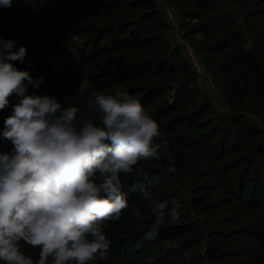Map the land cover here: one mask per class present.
<instances>
[{
	"label": "trees",
	"instance_id": "trees-1",
	"mask_svg": "<svg viewBox=\"0 0 264 264\" xmlns=\"http://www.w3.org/2000/svg\"><path fill=\"white\" fill-rule=\"evenodd\" d=\"M234 1L240 7L237 15L232 8L212 13L220 0H191L188 4L197 9L182 11L191 18L203 17L192 32L202 31L205 40L224 33L206 46L201 39L206 57L215 63L214 70L208 64L211 72L218 75L227 103L235 110L218 139L214 126L206 128L213 121L206 115L208 104H189L190 79L185 74L177 77L172 48L164 41L167 25L151 21L158 14L155 0H13L11 7L0 6V38L15 40L13 50L20 44L27 48L24 63L14 65L33 78L44 77L40 87L29 86L27 94L55 95L63 107H78V118L99 123V116L88 108L91 93L126 91L158 123L160 136L153 142L166 134L167 151L177 169L205 178L192 190L197 218L174 224L164 217L158 235L149 240L145 234L156 220L151 201H168L171 207L173 198L183 200L177 190L164 187L163 158L141 160L132 173H121L127 207L118 221L102 222L110 246L103 258L97 254L89 264H264V136L245 116V109L255 106L264 119V0ZM248 34L257 40L249 49ZM176 83L181 86L175 90ZM17 102L13 94L9 107L0 111V132ZM11 149L0 137V153ZM137 206L143 208L142 219L135 215ZM242 213L257 215L245 224ZM215 217L223 225L208 229L204 253H190L192 246H201L206 225ZM178 235L185 240L173 241ZM231 237L240 239L246 245L244 254L252 256L232 260L235 254L224 248ZM151 249L157 254L145 259L141 253ZM20 250L37 264L39 248L20 241Z\"/></svg>",
	"mask_w": 264,
	"mask_h": 264
},
{
	"label": "clouds",
	"instance_id": "clouds-1",
	"mask_svg": "<svg viewBox=\"0 0 264 264\" xmlns=\"http://www.w3.org/2000/svg\"><path fill=\"white\" fill-rule=\"evenodd\" d=\"M12 3L0 0L3 7ZM16 43L0 38V111L9 107L10 96L18 98L0 132L12 145L0 153V261L33 264L20 250L23 241L40 249L37 264L49 257L51 264H89L110 246L102 222L118 221L127 207L120 174L161 155V145L153 143L159 125L138 99L119 89L91 93L88 108L99 123L78 118L79 108L63 107L55 95L27 94L44 77L14 65L27 54L24 44L13 50ZM171 205L151 201L156 220L145 239L158 235L166 209L172 221L180 219L175 198Z\"/></svg>",
	"mask_w": 264,
	"mask_h": 264
},
{
	"label": "rangeland",
	"instance_id": "rangeland-1",
	"mask_svg": "<svg viewBox=\"0 0 264 264\" xmlns=\"http://www.w3.org/2000/svg\"><path fill=\"white\" fill-rule=\"evenodd\" d=\"M167 1L176 13L177 22L181 26L183 36L186 39H188L189 41H191L197 50L201 51L204 54L206 61H209L208 64L213 69V67L215 66V63H214V61H212L213 62L212 63L210 61V59L206 57V55L202 49V46H201V39L204 42V46H206L207 44H210V43L216 41L217 38L223 37L224 36L223 31L213 33L214 34L213 37L206 38V40H205V37H204V34L202 31L198 30L196 32H192V28L195 27L196 25H198V22H200L201 18H203V17H199L198 19L191 18L190 16H187V15L185 16V14L182 12V11H184L186 13H189V12L197 9V7H194V5L188 4L191 0H167ZM218 4H219V6L215 9H213L211 11L212 13L215 14V13H218L220 10L230 9V8H232V11H234V14H236V15L240 12L239 4L234 0H220V2ZM155 6H156V10L158 11V14L156 16H154L151 21H154L155 24L164 23L165 25H167V27L165 28V32H164V41H166L172 48V51H170L173 54L171 59L180 71V73H177V77L181 79V78H183L181 75L185 74V76L187 75L190 79V81L188 82V85H189L190 91L193 94H191V96L189 98V100H190L189 104H194V102L196 104H200L202 102L208 104V105H206L207 106L206 115L207 116L212 115V117L210 119H213V121L206 128L210 129L211 126H214V128H216V130L218 132L217 135L215 136L216 139L221 138L222 137L221 131L223 129L222 125H223V123H226V119H229L233 116L232 114L235 112V110H233L232 106L229 103H227L228 101H227V98H226L224 91L221 88L218 75H216L215 72L212 73L213 78H214V87L210 86V84L207 83L203 78L195 75V73L192 71V69L190 68V66L188 64V59L186 58V55L183 53V51L181 50L179 45H177V43L175 41L170 39L171 38V23L167 19L166 15L164 14L161 7L158 5L157 1L155 3ZM248 27H249V24L245 23V21H244V28L248 29ZM245 39H246L245 42L247 41L246 47L248 49L251 48L253 45H255V43L257 41L256 39L253 38L252 35H249V34L245 37ZM167 40H171L172 43L170 44ZM242 41H243V39H242ZM212 69H211V71L213 72L214 69L213 70ZM185 81L186 80H184V82ZM177 83H176V86L173 88L175 90L181 86V84H177ZM173 89H172L171 93H173ZM192 101H194V102H192ZM227 105H229L231 107V109H227V107H228ZM254 107L248 106L247 109H245L246 119L252 124V126L254 125L255 127H258L259 129L263 130V136H264V119L260 115L258 110ZM253 115H256L257 118H254ZM169 135L172 136V133H169L168 136ZM166 138L167 137L165 134L160 141L153 142V143H158L161 145V148H160L161 155L159 156V158L165 159V165L166 166L164 169V178H166L167 185L165 183L164 187L166 189L169 188L170 190L171 189L177 190L183 201H179V202L177 201L180 205V208H179L180 219L178 221H172L168 215H166L164 217L166 218L167 223H174V224L181 223V222L185 223V220L192 221L195 218H197L196 214L193 210V206H192V200H191L192 199V190L195 187V184H198L199 182L202 183L203 181H205V178H203V177L199 178L198 176H193L192 173H190V172H185V171L181 172L177 169L176 165H174L172 155L167 151V148L166 149L164 148V141ZM232 139L233 138L231 137V140ZM261 140H262V144L264 145V137H262ZM230 157H234V156H230ZM230 157L224 158L223 161L229 159ZM210 164H212V163H210ZM216 164H219V163H216ZM205 166H207V165H205ZM173 173H174V175H173ZM172 180H178L177 182H180V183L177 185H175V184L169 185V183H171L170 181H172ZM162 182H164V179L162 180ZM171 207H169V208H171ZM142 210H143L142 207H138V209L136 210V213L143 214ZM167 211H168V209L165 210V213H167ZM185 213H187L188 215H186ZM256 215L257 214L242 213L241 214V216H242L241 222H243L245 224L252 223V221L256 218L255 217ZM184 216H186V217H184ZM220 224H221V222H220L219 217L218 218L215 217L211 222H209L206 225L207 231L204 234L205 237H203V241H202L201 246H199V247L192 246L189 249V252L193 253V252L198 251L200 253H204L203 252L204 251V245L207 244L206 243L207 242L206 237L208 236L207 235L208 229L209 228H219ZM186 235L189 236L190 234L187 233ZM185 238L186 237L183 238V237H180L178 235L175 237V239H173V241H176V243H177V242H181L182 240H185ZM226 241L227 242H226L224 248L228 252L235 254L234 257L232 258V260L235 259L236 257H238V259L239 258L242 259V258H246L247 256L248 257L252 256L251 254H248V255L244 254L246 252L245 251L246 249H244L246 247V245L241 243L240 239L238 240L236 237H231ZM152 249H154V248H152ZM152 249H151V252L141 253L142 256H144L145 259H150V260L152 258H154L157 253L155 252V250H152Z\"/></svg>",
	"mask_w": 264,
	"mask_h": 264
},
{
	"label": "built area",
	"instance_id": "built-area-1",
	"mask_svg": "<svg viewBox=\"0 0 264 264\" xmlns=\"http://www.w3.org/2000/svg\"><path fill=\"white\" fill-rule=\"evenodd\" d=\"M158 5L163 10L167 19L171 23V40L175 41L177 45L181 48L183 53L186 55L188 59V63L192 69V71L198 77L203 78L210 86L214 87V78L210 67L204 58V55L201 51L197 50L194 44L186 39L183 36V32L181 30L180 24L177 22V16L173 8L170 6L167 0H156ZM171 40H167L170 44ZM227 109H231L229 105H227ZM254 118H257L256 115H253ZM258 120V119H257ZM205 248V245H204Z\"/></svg>",
	"mask_w": 264,
	"mask_h": 264
}]
</instances>
